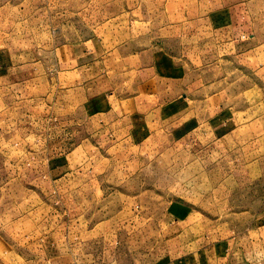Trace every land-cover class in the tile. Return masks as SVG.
I'll return each instance as SVG.
<instances>
[{
  "label": "rangeland",
  "instance_id": "1",
  "mask_svg": "<svg viewBox=\"0 0 264 264\" xmlns=\"http://www.w3.org/2000/svg\"><path fill=\"white\" fill-rule=\"evenodd\" d=\"M216 10L206 0H0V264H156L174 240L210 264H264V131L234 140L247 112L208 122L207 100L184 97L224 86L238 109L259 92L216 45L227 41ZM64 41L99 53L161 46L173 77L162 94L178 98L123 130L57 101ZM47 238H61L62 257L49 258Z\"/></svg>",
  "mask_w": 264,
  "mask_h": 264
},
{
  "label": "crops",
  "instance_id": "2",
  "mask_svg": "<svg viewBox=\"0 0 264 264\" xmlns=\"http://www.w3.org/2000/svg\"><path fill=\"white\" fill-rule=\"evenodd\" d=\"M206 2L216 3V21L212 25H216L217 32L222 30L223 40L227 36V41L216 45L224 48L223 50H230L232 60H237L239 66L246 68L245 75L248 79L242 81L249 83L248 90L255 89L259 92L249 94L251 96L247 105L238 109L234 105L226 107L225 100H234L239 96L225 94L224 86L211 91L200 87L196 92L201 94H184V97L190 100H207L208 122L215 118L220 120L223 115L220 111L225 108L247 112V122L234 126L228 132L232 139L240 142L246 137L256 138L258 131H264L260 123L264 117V0ZM209 18L210 14L207 15V19ZM78 46L77 42L64 41L54 49L57 86L64 87L63 94H56L57 101H62L63 98L68 105L83 104L84 114L101 116L107 121L112 116L113 121L120 123L116 125L118 129L123 130L127 128L126 120L135 116L152 115L157 108L159 111L161 98L168 95L171 100L178 98L177 94H162L163 88L173 77H169V72L161 70L162 55H165L161 46L142 47L131 50L136 52L130 53L125 46L106 50L104 53H99L89 42L83 48ZM236 78L233 76L232 82ZM40 97L49 99V94ZM209 102L212 106H209ZM211 124L213 130L219 127L214 122ZM50 239H46L49 258H53V255L62 257L65 253L60 246L61 238ZM174 243L170 244L168 253L157 258L156 264H210L203 251L192 252L186 250L183 244L177 243V240ZM217 255V260L225 258L222 249Z\"/></svg>",
  "mask_w": 264,
  "mask_h": 264
}]
</instances>
